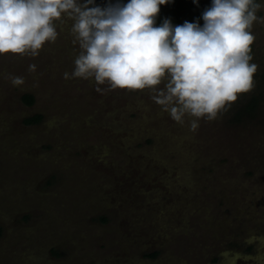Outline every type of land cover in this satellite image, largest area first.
Here are the masks:
<instances>
[{
  "label": "rangeland",
  "instance_id": "rangeland-1",
  "mask_svg": "<svg viewBox=\"0 0 264 264\" xmlns=\"http://www.w3.org/2000/svg\"><path fill=\"white\" fill-rule=\"evenodd\" d=\"M257 5L253 87L212 120L177 122L151 89L73 76L81 49L67 15L38 55L0 54V264H264ZM252 98L254 113L238 116Z\"/></svg>",
  "mask_w": 264,
  "mask_h": 264
},
{
  "label": "clouds",
  "instance_id": "clouds-1",
  "mask_svg": "<svg viewBox=\"0 0 264 264\" xmlns=\"http://www.w3.org/2000/svg\"><path fill=\"white\" fill-rule=\"evenodd\" d=\"M171 2L0 0V54L38 55L45 42L57 39L55 21L67 15L81 49L73 76L108 81L112 88L151 89L152 99L177 122L186 115L212 120L253 87L258 65L251 62L250 29L259 5L211 0L193 21L174 24L165 17L157 23L161 5ZM197 126L193 120L192 128Z\"/></svg>",
  "mask_w": 264,
  "mask_h": 264
},
{
  "label": "trees",
  "instance_id": "trees-1",
  "mask_svg": "<svg viewBox=\"0 0 264 264\" xmlns=\"http://www.w3.org/2000/svg\"><path fill=\"white\" fill-rule=\"evenodd\" d=\"M107 0H97V3L103 5ZM211 0H200L199 6L193 3V0H172L171 3L167 5H161V11L157 17V23L163 21L165 17H171L174 24H182L185 20L193 21L195 18L200 17L203 10L209 6ZM257 4V0H255ZM201 24L203 20L201 19ZM21 101L30 106L34 104L35 97L31 94H24L21 96ZM258 105L257 98H252L251 101L240 109L238 116L246 115L248 113H254ZM42 117L39 115L30 117L25 120L27 125L37 124L41 121ZM1 235V228H0ZM153 256V255H151Z\"/></svg>",
  "mask_w": 264,
  "mask_h": 264
}]
</instances>
